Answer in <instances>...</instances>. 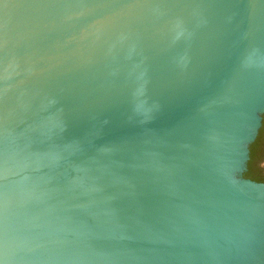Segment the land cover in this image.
Returning a JSON list of instances; mask_svg holds the SVG:
<instances>
[{
	"label": "water",
	"instance_id": "1",
	"mask_svg": "<svg viewBox=\"0 0 264 264\" xmlns=\"http://www.w3.org/2000/svg\"><path fill=\"white\" fill-rule=\"evenodd\" d=\"M264 0H0V264H264Z\"/></svg>",
	"mask_w": 264,
	"mask_h": 264
},
{
	"label": "trees",
	"instance_id": "2",
	"mask_svg": "<svg viewBox=\"0 0 264 264\" xmlns=\"http://www.w3.org/2000/svg\"><path fill=\"white\" fill-rule=\"evenodd\" d=\"M264 117L263 126L259 132L256 141L250 147V161L245 177L258 182L264 183Z\"/></svg>",
	"mask_w": 264,
	"mask_h": 264
},
{
	"label": "flooded vegetation",
	"instance_id": "3",
	"mask_svg": "<svg viewBox=\"0 0 264 264\" xmlns=\"http://www.w3.org/2000/svg\"><path fill=\"white\" fill-rule=\"evenodd\" d=\"M263 166H264V164H263Z\"/></svg>",
	"mask_w": 264,
	"mask_h": 264
}]
</instances>
